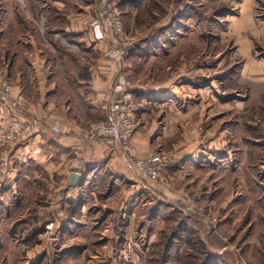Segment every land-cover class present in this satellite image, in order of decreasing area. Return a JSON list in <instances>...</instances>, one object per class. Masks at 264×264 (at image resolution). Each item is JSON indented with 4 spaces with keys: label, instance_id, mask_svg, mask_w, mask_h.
Masks as SVG:
<instances>
[{
    "label": "rangeland",
    "instance_id": "374dc122",
    "mask_svg": "<svg viewBox=\"0 0 264 264\" xmlns=\"http://www.w3.org/2000/svg\"><path fill=\"white\" fill-rule=\"evenodd\" d=\"M27 1L0 0V29H6L7 19L14 17L17 21L30 16L41 18L38 9L24 8L22 2ZM54 1H46L50 11ZM60 1L66 2L60 8L62 13L70 15L76 14L75 3L82 0ZM101 1L98 0L96 18ZM167 1L158 0L154 18L150 17V5L140 7L134 15L139 25H130L119 5L110 0L121 11L123 31L133 41L131 49L160 51L157 56L155 53L142 60L141 65H151L152 70L137 73L139 84L173 82L178 89L180 85L177 97L167 107L154 103L147 106L151 119L160 122L159 126L167 125L149 154L157 152L165 158L168 165L161 180L154 182L170 193L159 194L153 189L157 195L144 193L133 199L126 192L113 196L117 189L113 192L107 183L108 193L88 200L89 205L96 204L92 216L97 218H83L84 222L93 223L104 215L97 213L99 209L109 208L113 212L109 220L114 223H109L110 228L114 227L113 243L106 245L105 239H97L109 232L99 226L100 221L95 225L99 227L93 228L96 233H89L95 235L96 242L89 244L85 255L80 252L82 246L76 245L78 255L73 259L63 256L55 244L52 216L44 227L31 229L26 242L24 236L29 233L22 227L20 216L12 227L0 229V264H264V100L259 98L264 87L252 79L248 81L246 75L250 66L255 71L264 68V0H254L253 5L252 0H172V9ZM143 13L148 17H143ZM160 18L166 23L158 24ZM155 22L158 25L152 24ZM146 34L147 39L143 38ZM152 34L155 37H150ZM107 37L113 40L110 31ZM112 44L106 42L105 55ZM129 53L121 61L128 59ZM8 61V56L0 51V85L11 82L3 71ZM131 81L121 80L126 88L123 91H129ZM185 82L188 83L182 89ZM13 92L14 88L10 100L0 97V103L6 109L20 111L23 105ZM9 126L0 135L4 147L12 146L5 139ZM76 162L80 164L78 160L72 164ZM0 164L1 201L9 184L5 179L8 161L0 160ZM142 181L148 185L153 180ZM27 184L36 188L44 185L41 180ZM25 199L32 205L27 218L46 202L44 195ZM125 200H130L131 205L123 210ZM121 213L124 227L119 233L122 227L116 222ZM124 231L125 247H121L116 238ZM44 247L46 250L39 253Z\"/></svg>",
    "mask_w": 264,
    "mask_h": 264
},
{
    "label": "crops",
    "instance_id": "0c3cea01",
    "mask_svg": "<svg viewBox=\"0 0 264 264\" xmlns=\"http://www.w3.org/2000/svg\"><path fill=\"white\" fill-rule=\"evenodd\" d=\"M46 1L22 2L24 8L38 9L41 18L30 16L17 21L14 17L7 19L6 29H0V51L4 52L9 60L3 71L11 80L13 96L23 105L19 111L15 108L6 109L0 103V135L16 117L20 118L22 123L32 120L37 122L31 137L21 145L4 147L0 143V160L8 161L5 179L8 178L10 184L3 190L4 199L0 201V229L12 227L21 216L22 227L29 233L33 228L44 227L52 216L56 229L55 244L59 245L63 256L73 259L78 255V245L82 246L80 252L85 255L89 244L96 242L95 235L89 234L96 233L93 228H106L108 234L104 232L97 239H105L106 245L113 243L111 239L114 237V227L111 229L109 225H114L113 221L109 222L113 212L109 208L103 206L99 209L97 213L104 215L98 216L100 218L93 223L84 222L83 218L94 214L92 209L96 204L89 205V198L93 200L98 194L108 193V185H112L113 192L117 189L113 196L128 192L129 196H134L133 199L144 193L157 195L155 190L159 194L170 193L157 182L148 181V185L146 181L143 183L132 168L126 153L120 149L112 151L104 142L88 143L81 136L82 130L92 120L105 118L111 102L126 92L123 91L126 88L121 80L130 79L132 85L127 90L133 93L139 106L132 137V154L145 158L149 155L152 145L157 144L158 138L167 129V125L159 126L160 122L151 119L149 114L152 112L149 113L147 106L154 103L167 107L177 97L180 85L178 89L173 82L139 84L140 76L137 73L152 70L151 65L142 66V60L153 57L155 53L157 56L159 50L130 49L129 57L124 62L105 55L106 42L112 41L109 37L96 39L91 24L97 15L98 0H82L75 3L76 14L70 15L60 10L66 2L55 0L53 11H50ZM114 1L130 25H139L134 15L140 7L149 8L147 6L150 5V17L154 18V9L158 3V0ZM182 2L184 5V1ZM253 3L254 0L252 5ZM166 5L172 9V0H168ZM169 8L166 19L170 16ZM141 11L145 12V9L141 8ZM143 17L147 18L148 15L143 13ZM163 21L160 18L158 24L166 23ZM3 24L7 25L4 21ZM124 24L127 26L125 19ZM152 24L158 25L156 22ZM150 37L155 36L152 34ZM167 37L173 38L170 34H167ZM143 38L147 39V34ZM246 69L248 81L252 79L254 84L259 83L260 87H264V68L262 71H255L253 66ZM187 83H182L181 88ZM259 98L264 100V92L260 93ZM2 155L4 157L1 158ZM74 160L80 163L78 167L72 164ZM77 171L83 172L77 184L66 190V184ZM35 180H41L43 187L36 188L27 184ZM36 189L38 191L35 193ZM113 192L109 193L107 198ZM33 195H44L46 202L38 206L36 214L27 218L26 214L31 213L32 205L27 204L25 198ZM123 205V210H126L131 201L125 200ZM120 216L116 222V225L122 227L118 229L119 233L124 227V215L121 213ZM100 221L102 224L95 226ZM119 235L121 236L116 238L117 242L121 247H125L124 242L122 243L125 231ZM28 236L30 233L24 236L25 242L29 241ZM67 240L71 243H67ZM62 245L70 246L65 248ZM45 250L44 247L39 253ZM109 257L113 256L106 258Z\"/></svg>",
    "mask_w": 264,
    "mask_h": 264
},
{
    "label": "built area",
    "instance_id": "2783aa9c",
    "mask_svg": "<svg viewBox=\"0 0 264 264\" xmlns=\"http://www.w3.org/2000/svg\"><path fill=\"white\" fill-rule=\"evenodd\" d=\"M100 6L99 17L92 21L95 38H107V34L110 31L113 37V44L106 51V55L113 59L122 60L130 51L133 41L129 40L125 31H123L121 11L115 8V5L110 0H102ZM11 84L9 81H4L0 85L2 86L0 88L1 98L10 100V92L12 93L13 90ZM137 112L138 106L133 93L130 91L123 92L119 98L110 104L105 118L89 124L82 130L81 136L88 143L97 144L104 142L111 150H122L129 156L132 168L140 179L159 181L161 180L162 172L168 165L161 154L154 152L145 158L132 156V137L135 132ZM35 123L37 124L34 120L27 123V125L19 120L12 121L9 130L5 133L6 141L14 145L20 140H27L35 128ZM73 165L78 167L80 164L76 162ZM79 173L80 175L82 174V172ZM1 186L0 184V188Z\"/></svg>",
    "mask_w": 264,
    "mask_h": 264
},
{
    "label": "water",
    "instance_id": "95a60500",
    "mask_svg": "<svg viewBox=\"0 0 264 264\" xmlns=\"http://www.w3.org/2000/svg\"><path fill=\"white\" fill-rule=\"evenodd\" d=\"M79 176H80V173H79V172H75V173L72 175V179L70 180V182H68V183L66 184L65 189L67 190V189H69L70 187L75 186V185L77 184V180H78Z\"/></svg>",
    "mask_w": 264,
    "mask_h": 264
}]
</instances>
